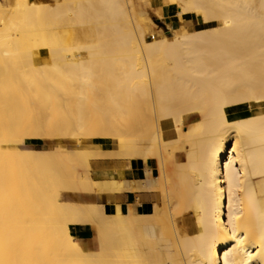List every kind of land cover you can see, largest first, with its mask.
Wrapping results in <instances>:
<instances>
[{
  "label": "bare ground",
  "instance_id": "1",
  "mask_svg": "<svg viewBox=\"0 0 264 264\" xmlns=\"http://www.w3.org/2000/svg\"><path fill=\"white\" fill-rule=\"evenodd\" d=\"M144 1L18 0L0 36V264H264V0H163L203 28L150 41ZM167 125L179 139L164 140ZM68 134L101 140L78 141L67 161L18 145ZM179 140L186 163L159 236L172 241L166 260L143 239L152 216L139 202L120 199L108 214L58 201L60 190L91 192L90 176L73 175L91 158L149 172ZM187 211L197 228L179 224ZM88 225L93 253L69 231Z\"/></svg>",
  "mask_w": 264,
  "mask_h": 264
},
{
  "label": "rangeland",
  "instance_id": "2",
  "mask_svg": "<svg viewBox=\"0 0 264 264\" xmlns=\"http://www.w3.org/2000/svg\"><path fill=\"white\" fill-rule=\"evenodd\" d=\"M17 2L18 0H0V36H4L6 28H8L12 24V22H15ZM31 2L36 3V4L39 3V5H42V4L54 5L56 4L57 0H31ZM163 8L169 9L177 13L176 16L172 17L173 20L164 18L163 13H162ZM178 11H179L178 5L169 6L163 0H147V1L141 2L138 6V12H139V16L143 18V23L146 29L148 30L147 39L150 41L152 40V38L153 40L156 38H170L174 35L181 34L184 31L193 32V31H197L198 29L203 28V25H201V23L197 21L195 15H192L193 21H194L193 26L190 28H185L183 25V22H181L182 15L180 11L179 12ZM177 18L180 21H178ZM198 120H200L199 114L191 119V123L197 122ZM163 133H164V140L166 142H172L176 139H179L178 135L176 134L175 128L171 125L169 126L167 125L166 127H164ZM78 135H74V136H77L76 138H74L75 141H73V137L70 134L63 135V137L59 135L60 138L58 136H55L56 138L55 137H43L41 139L40 138H25L23 139V141L18 142V145L20 146L18 147L21 148L23 146H28L31 149L43 151L46 153L45 154L46 157H50V158L52 157L51 155L53 154H54L53 157L56 155L55 158H57L61 154L58 158H62L65 161H67L66 158H68L69 157L68 155H70L71 153L69 149L71 147H76L78 145L77 143H79L78 141L81 140L80 145H87L89 143H92L93 141L101 140L100 138L94 139L88 136L85 137V135L83 136H81V134H78ZM66 136H69V137H66ZM78 138L79 140H76ZM179 142L180 140L176 142V144L174 143L169 144L170 146L173 144L171 147L168 145L164 149L159 148L160 150L158 152V156L156 157L154 156V158L153 157L150 158L153 161V164L155 165V177L157 179H155L151 175V170L149 167H148L150 170L149 172H146L143 169L141 171V176H138L139 175L138 173H135L132 175L128 171L129 169L128 165L126 163H123L124 168L119 172V177H120L119 181H110V182L100 181L99 183H94V186L91 190V192L93 190L95 192V187H97L98 192L100 193H103V192L117 193L119 198L126 200V203L129 206H134L136 202H139L141 204L140 197L142 195L153 193V196L155 197V200H156V204L152 206L151 205L142 206L143 209H145L148 212H151L149 216H152V217L147 218L145 222L143 223L145 224V227L142 228V231H143L142 236H143V239L146 241H149V240L151 241V239H155V241H157V243L153 245V248L157 250V252L164 258V260H166L169 254L167 248L172 246V241L170 237H163L161 243L159 242L162 221L164 219L169 220L171 218L168 215L172 213L170 209L172 208V204H171L172 202L169 201L170 199L168 198V196L170 197L174 196V194L171 191L174 192V188L176 186L174 184H177L178 182L177 181L178 178H176L177 177L176 172L180 168L179 164L186 163L185 149L187 148V146L184 145L182 142L181 143ZM176 145L180 146V147L178 146L179 150H177ZM174 147H175V150H174ZM57 150H58V153H57ZM55 151H56V154H55ZM63 153L65 155H62ZM103 158H106V157L91 158L90 163L93 160L103 159ZM110 158H116V157H110ZM116 159H121V158L117 157ZM167 162L169 163L166 164ZM69 165H72V163L71 164L69 163ZM75 170L73 171V175L75 176L76 180L78 178L84 179L89 176H90L89 178L91 179V169L90 168H89V171H85L80 166H76ZM129 170L132 171L131 169ZM162 178L164 179V181H162L163 180ZM170 178L172 179L171 181H170ZM132 180H134L135 182V188L133 189L134 192L119 190V189H131L130 183ZM156 181L159 182V185L156 183ZM168 181L170 182L169 184H168ZM104 185L106 186L108 185L111 188L115 186L116 189L118 190H114L113 192L111 191L112 189L104 190L103 188ZM59 190L60 189H58V191ZM71 193L72 192L60 190L58 194L59 196H57L58 201H60V203L74 201L75 203L84 204L85 202L83 201L84 199L79 200V198L76 199L75 197L71 196L72 198H74L71 200V197L69 196ZM67 196H69L70 199H68ZM85 206H88L90 209L91 207H96V206L98 207L100 205H85ZM194 215L195 214L193 211L185 212L182 216L177 217L179 224L183 227H188L190 229L197 228L199 224H198L196 215L195 217ZM157 219L158 221H160L159 223L157 222ZM69 231L71 234H73L72 236L79 241V243L81 244V246L84 248L85 251L89 253H93L98 250V240H97V235H96L94 226L88 225L87 231H85L84 234L79 233L78 229H74L72 227H69Z\"/></svg>",
  "mask_w": 264,
  "mask_h": 264
},
{
  "label": "crops",
  "instance_id": "3",
  "mask_svg": "<svg viewBox=\"0 0 264 264\" xmlns=\"http://www.w3.org/2000/svg\"><path fill=\"white\" fill-rule=\"evenodd\" d=\"M162 13L165 19L173 20L172 17L176 16L177 13L169 10V9H162ZM178 21H180L177 18ZM181 22L185 28H190L193 26V17L192 15L189 16H182ZM115 149V147H113ZM135 173H138V176H141V171L143 170L142 165H135ZM124 168L123 161L121 159L116 158H103L93 160L90 164L91 169V180L94 183H99L100 181L103 182H110V181H119V172ZM149 168L151 170V175L155 177V165L153 161L150 159ZM97 190V191H96ZM88 195V196H87ZM83 199L85 205H102L104 207V211L106 213H113L114 207L117 204H120V198L117 193L111 192H98V188L95 187V192L88 193ZM141 206H149L155 205L156 200L153 196V193H149L146 195H142L140 197ZM79 233L84 234L87 231V226H81L79 229ZM85 236V235H84Z\"/></svg>",
  "mask_w": 264,
  "mask_h": 264
}]
</instances>
